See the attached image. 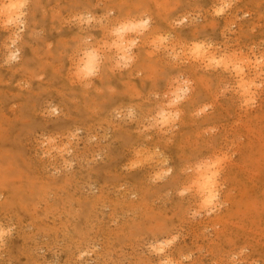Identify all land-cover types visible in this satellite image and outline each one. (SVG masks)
<instances>
[{
  "label": "rangeland",
  "instance_id": "obj_1",
  "mask_svg": "<svg viewBox=\"0 0 264 264\" xmlns=\"http://www.w3.org/2000/svg\"><path fill=\"white\" fill-rule=\"evenodd\" d=\"M0 6V264H264V0Z\"/></svg>",
  "mask_w": 264,
  "mask_h": 264
},
{
  "label": "bare ground",
  "instance_id": "obj_2",
  "mask_svg": "<svg viewBox=\"0 0 264 264\" xmlns=\"http://www.w3.org/2000/svg\"><path fill=\"white\" fill-rule=\"evenodd\" d=\"M16 4H17V2H15V1H11V3H8V4H7V3L4 4V2H3V5H4L6 8H9V9H11V7H12V8L14 7L13 9H15V6H14V5H16ZM16 6H17V5H16ZM0 7H1V6H0ZM5 7H4V8H5ZM17 7H18V6H17ZM17 7H16V8H17ZM0 10H1V9H0ZM2 10H3V9H2ZM2 10H1V11H2ZM4 11H5V10H4ZM2 12H3V11H2ZM7 12H9V11L6 9V12H4V13H6V14H3V15H4V16H5V15L7 16V14H8V17H7L6 21H7V23H8V21H9V23H10L11 20L14 18V16L11 17L12 14H13V13H11V12H14V11L11 10L10 13H7ZM0 14H1V13H0ZM15 14H16V12H14V15H15ZM4 16H3V17H4ZM6 16H5V17H6ZM16 16L19 17V15H16ZM16 16H15V17H16ZM3 21H5V20H3ZM6 21H5V22H6ZM12 21H14V19H13ZM134 22H135V21H134ZM135 23H136V22H135ZM23 25H24V24H22L20 27L14 29V30H12V31L14 32L15 35L13 34L14 36H12V39H10V38H11V36H10L11 34H9V36H10L9 39H10V40H12V41H13L14 39L16 40V33H17L20 29H22ZM133 25H135V24H132V23H131V24H130V23L128 24V23H126V24L122 25L121 27H122V30L124 31L126 28H131V26L134 27ZM122 30H120V32H122ZM17 35H18V34H17ZM9 36H8V37H9ZM10 44H13V43H10ZM6 45L8 46L7 43L5 44V46H6ZM194 48H195V47H194ZM194 48H193V50H194ZM199 48H200V47H199ZM201 49H202V48H201ZM201 49H198V50H200V53H199L198 55H201L202 58L208 57V56H207V54H208L207 51H208V50L205 51V50H201ZM203 49H204V48H203ZM195 51H196V50H195ZM195 51H194V52H195ZM17 52H18V49L14 50V51L10 50V53H9V54H10L11 56L15 57V56L17 55ZM195 55H196V54H195ZM198 55H197V56H198ZM197 56H196V57H197ZM203 56H205V57H203ZM91 61H92V60H91ZM92 62H93V61H92ZM89 68H91V66H90ZM244 74H245V73H244ZM183 81H184V80H183ZM180 82H181V81H180ZM184 83H185V82H184ZM182 86H183V85H182ZM183 88H184V87H183ZM182 90H184V89H182ZM163 111H164V110H163ZM164 115H165V113L163 114V117H164ZM52 140H54V138H53ZM49 141H50V140H49ZM54 141H56V140H54ZM50 142H51V141H50ZM51 143H52V142H51ZM51 143H50V144H51ZM54 144H55V143H54ZM51 146H52V145H50V147H51ZM53 147H55V146L53 145ZM53 147H51V148H53ZM56 147H57V146H56ZM202 169H203V168H202ZM197 178H201V177L199 176V177H197ZM196 180H197V179H196ZM204 185H205V184H204ZM203 190H204V194H208V193H209V190H208V188L206 187V185H205V188H204ZM208 197L211 198L210 200H213V199H215V197H217V195H216V194H214V195H207L206 198H205V200H204V202L207 200ZM173 241H174V240H173ZM159 248H160V250H163V249H164L163 246H162V247L160 246ZM163 257H164V259H166V256H163ZM160 264H171V263L169 262V260L166 259V261H162Z\"/></svg>",
  "mask_w": 264,
  "mask_h": 264
}]
</instances>
